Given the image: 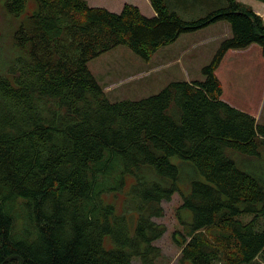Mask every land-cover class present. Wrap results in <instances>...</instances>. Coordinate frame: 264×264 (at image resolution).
I'll return each instance as SVG.
<instances>
[{
  "label": "trees",
  "instance_id": "obj_1",
  "mask_svg": "<svg viewBox=\"0 0 264 264\" xmlns=\"http://www.w3.org/2000/svg\"><path fill=\"white\" fill-rule=\"evenodd\" d=\"M0 1L9 15L24 13L16 54L0 70V264H156L166 228L154 218L179 191L173 155L205 178L181 194L192 220L174 232L180 263L264 261V177L231 155L261 158L264 125L222 98L216 75L228 50L256 43L264 54L260 15L237 0L193 19L167 0H149L153 16L129 3L111 11L86 0ZM219 21L231 34L202 66L203 80L112 102L87 67L118 45L149 60ZM118 193L119 208L108 200Z\"/></svg>",
  "mask_w": 264,
  "mask_h": 264
},
{
  "label": "rangeland",
  "instance_id": "obj_2",
  "mask_svg": "<svg viewBox=\"0 0 264 264\" xmlns=\"http://www.w3.org/2000/svg\"><path fill=\"white\" fill-rule=\"evenodd\" d=\"M121 1L127 0H88V4L118 9L114 3ZM167 1L168 8L175 10L184 18H198L202 16L200 14H203L194 10L182 11L177 4ZM134 4L145 15L153 14L148 0H138V3ZM217 5H219L218 0L211 2L208 10ZM31 8L33 6L28 4L27 10ZM23 15H9L4 10L3 2L0 1V70L16 54L17 49L13 44L12 36ZM224 32L227 34L225 36L231 34L230 26L226 21L212 24L202 30L183 33L173 43L160 47L149 60L141 58L127 46L118 45L89 60L87 67L103 88L109 101L148 97L158 93L170 81L203 80L201 68L210 62L219 43V41H213V38L225 34ZM216 75L221 81L222 98L248 111L255 116L258 124L264 125V54L261 46L252 43L244 49L227 51L216 69ZM231 155L238 166L240 162L255 165L264 177V152L261 158L254 157V159H247L246 155L238 152H233ZM170 161L179 168V191L175 192L169 201L162 202L163 216L154 218L156 222L163 223L166 228L161 238L154 241L162 253L156 264H181L179 261L181 247L174 239V232H186L189 228L187 223L192 220L191 212L181 206V194L189 191L192 180L205 182L204 176L196 172L189 161L176 155L170 156ZM116 195L115 198L108 197V200L113 201L119 208L124 195L123 193ZM241 216L242 220H248L251 217L247 214ZM175 236L181 239L180 234L175 233ZM131 264L142 263L134 258ZM249 264H264V261L257 257Z\"/></svg>",
  "mask_w": 264,
  "mask_h": 264
},
{
  "label": "crops",
  "instance_id": "obj_3",
  "mask_svg": "<svg viewBox=\"0 0 264 264\" xmlns=\"http://www.w3.org/2000/svg\"><path fill=\"white\" fill-rule=\"evenodd\" d=\"M87 1V3H88V0H86ZM149 1V0H148ZM200 0H170V2L171 3H173V4H177L178 5V7L182 10V11H199L200 13H204V11L206 12V10L205 9H207L208 7H209V4L212 2V0H204V1H202V2H199ZM237 1H239V2H242V3H244V4H246V5H249L258 15H260L261 16V18H262V20L264 21V15H263V13H264V2H262V3H260V4H258V3H255L254 1H259V0H237ZM168 2V1H167ZM259 2H261V1H259ZM125 3H129V4H133V5H135L134 3H138V0H134V2H131V0H127V1H121V2H119V3H114V4H116L117 6H115V7H117L118 9H109V8H107L106 6H101V7H106L107 9H109V10H111V11H119L121 8H122V6L125 4ZM150 3V2H149ZM219 4H222V0H219V2H218ZM107 4H112V3H107ZM90 5V4H89ZM92 6V5H91ZM93 6H96V5H93ZM137 6V5H136ZM150 6H151V4H150ZM138 7V6H137ZM139 8V7H138ZM152 8V7H151ZM140 9V8H139ZM152 10H153V8H152ZM201 10V11H200ZM141 11V10H140ZM142 12V11H141ZM144 14V13H143ZM155 14V12H154V10H153V14H151V15H146V16H153ZM145 15V14H144ZM201 15V14H200ZM219 22H221V21H219ZM219 22H216V23H214L213 25H215V24H217V23H219ZM211 26H212V24H211ZM207 27H210V25L209 26H207ZM206 28V27H205ZM202 29H204V28H202ZM202 29H199V30H202ZM225 34H221V35H219L218 37H216V38H213V41H219V43H218V47H219V44H220V42H221V40L223 39V38H225V37H227V36H225V35H227L226 34V32H224ZM217 47V48H218ZM217 48H216V50H217ZM240 50V49H239ZM229 51V50H228ZM226 54V53H225ZM224 57V56H223ZM193 80H196V79H193ZM226 100V99H225ZM228 101V100H227ZM229 102V101H228ZM229 103H231V102H229ZM232 104V103H231Z\"/></svg>",
  "mask_w": 264,
  "mask_h": 264
}]
</instances>
